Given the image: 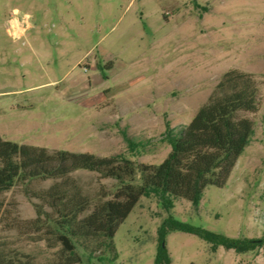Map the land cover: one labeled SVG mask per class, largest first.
Segmentation results:
<instances>
[{
	"label": "rangeland",
	"instance_id": "374dc122",
	"mask_svg": "<svg viewBox=\"0 0 264 264\" xmlns=\"http://www.w3.org/2000/svg\"><path fill=\"white\" fill-rule=\"evenodd\" d=\"M233 69L254 77L259 108L241 112L255 133L226 185L208 186L197 207L175 199L170 211L142 197L114 236L115 264H155L169 215L232 238L264 234V0H0V135L19 144L158 165L170 151L166 123L189 124ZM124 134L145 148L132 154ZM71 177L90 202L81 218L119 188L94 171ZM54 183L18 182L0 195V254L64 263L52 226L60 216L43 197ZM162 247L170 264H264V247L237 254L181 231ZM102 256L91 264H108Z\"/></svg>",
	"mask_w": 264,
	"mask_h": 264
},
{
	"label": "trees",
	"instance_id": "16d2710c",
	"mask_svg": "<svg viewBox=\"0 0 264 264\" xmlns=\"http://www.w3.org/2000/svg\"><path fill=\"white\" fill-rule=\"evenodd\" d=\"M258 96L259 86L251 74L237 69L227 71L189 124L174 128L166 123L161 140L170 151L158 165L137 164L123 154L100 157L89 152L51 151L6 140L0 135V195L18 182L54 180L43 197L60 216L52 226L58 243L68 254L63 264H91L102 252L110 257H98L99 261L115 264L118 253L114 236L142 197H154L163 209L170 211L175 199H186L197 207L208 186L226 185L255 133L253 120L241 112H257ZM124 140L132 154L145 148L144 143L135 142L126 134ZM78 170L98 172L119 183L111 199L97 204L82 218L90 202L71 177ZM4 210L0 199V220ZM174 231L194 234L214 248L222 246L237 254L264 247V234L259 238H232L181 223L169 215L158 230L160 246L155 264H170L162 244L166 235ZM79 243L83 247L81 253L77 250ZM0 264L29 263L1 253Z\"/></svg>",
	"mask_w": 264,
	"mask_h": 264
}]
</instances>
